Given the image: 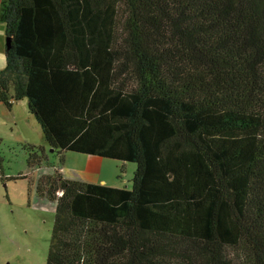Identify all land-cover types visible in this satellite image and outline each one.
<instances>
[{"label": "trees", "instance_id": "16d2710c", "mask_svg": "<svg viewBox=\"0 0 264 264\" xmlns=\"http://www.w3.org/2000/svg\"><path fill=\"white\" fill-rule=\"evenodd\" d=\"M0 23V102L59 155L136 164L131 189L39 179L46 264H264V0H2Z\"/></svg>", "mask_w": 264, "mask_h": 264}, {"label": "rangeland", "instance_id": "374dc122", "mask_svg": "<svg viewBox=\"0 0 264 264\" xmlns=\"http://www.w3.org/2000/svg\"><path fill=\"white\" fill-rule=\"evenodd\" d=\"M5 64V57H0V69ZM29 146L45 148L50 164L65 165L66 169L76 170V165H84L88 158L73 152H53L26 100L14 103L11 109L0 103V166L5 176L26 175L25 179H9L5 183L0 180V264L47 263L57 203L38 194V181L47 173L29 169ZM100 159L106 163L102 176L109 185L132 188L136 164Z\"/></svg>", "mask_w": 264, "mask_h": 264}, {"label": "crops", "instance_id": "0c3cea01", "mask_svg": "<svg viewBox=\"0 0 264 264\" xmlns=\"http://www.w3.org/2000/svg\"><path fill=\"white\" fill-rule=\"evenodd\" d=\"M5 47H6L5 31L3 25L0 23V57L1 58L3 56L5 57ZM1 104L4 105L3 103ZM64 162L65 160L63 159V164H65ZM83 164L84 165L81 164L76 165L75 168L76 170L66 169L64 168L65 165L60 167L57 166L56 169L63 175V177L70 180H76L85 183L102 184V185L120 188L117 186L109 185V182H107V180L102 176V168L106 163L103 162V160H101L100 157L88 156V158L85 159ZM20 176L26 177L25 173L24 175L22 174ZM5 177L10 178V176H5Z\"/></svg>", "mask_w": 264, "mask_h": 264}, {"label": "flooded vegetation", "instance_id": "af4514ba", "mask_svg": "<svg viewBox=\"0 0 264 264\" xmlns=\"http://www.w3.org/2000/svg\"><path fill=\"white\" fill-rule=\"evenodd\" d=\"M53 152L55 151L53 150ZM56 167L57 166H55V164L53 165L50 164L48 155H44V159L42 160L41 165H39L38 167H35L34 169H32V171L44 170V172H46L47 174H43L42 176H46V175H51L54 171H56L57 170Z\"/></svg>", "mask_w": 264, "mask_h": 264}, {"label": "water", "instance_id": "95a60500", "mask_svg": "<svg viewBox=\"0 0 264 264\" xmlns=\"http://www.w3.org/2000/svg\"><path fill=\"white\" fill-rule=\"evenodd\" d=\"M6 43H7V45H9V43H10V40H9V39H7V40H6Z\"/></svg>", "mask_w": 264, "mask_h": 264}]
</instances>
